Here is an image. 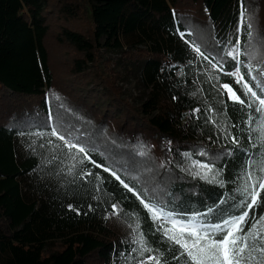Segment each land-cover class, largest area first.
<instances>
[{"label": "trees", "instance_id": "trees-1", "mask_svg": "<svg viewBox=\"0 0 264 264\" xmlns=\"http://www.w3.org/2000/svg\"><path fill=\"white\" fill-rule=\"evenodd\" d=\"M238 28L239 67L260 95L247 65L264 86V0H0V264H137L161 253L162 264H181L141 199L185 222L239 214L236 189L249 155L260 159L252 144L264 117L220 88L246 100L224 74L237 64L225 47ZM132 74L148 91L140 104L125 93ZM53 127L134 191L87 162L70 174ZM184 154L223 185L184 172ZM112 205L152 253L139 257L111 232Z\"/></svg>", "mask_w": 264, "mask_h": 264}, {"label": "snow or ice", "instance_id": "snow-or-ice-1", "mask_svg": "<svg viewBox=\"0 0 264 264\" xmlns=\"http://www.w3.org/2000/svg\"><path fill=\"white\" fill-rule=\"evenodd\" d=\"M244 22L245 15L242 13L241 23ZM251 28L252 25L249 23L248 29L250 30ZM180 35L183 38L184 33H180ZM249 37H251L250 31ZM192 47L200 57L205 60L208 59L199 46L193 44ZM227 55L231 56L237 64L234 71L225 72L224 74L233 78L235 84L239 85L241 93L246 100L242 99L241 95H238L237 91L227 83L220 85L222 93L233 103L248 108L255 106L254 111L264 117V98H262L264 86L261 85L256 75H252L253 68L251 65H247V75L252 81L256 82L255 89L259 90L260 95H258L257 90H254L253 85L245 79V74L241 72L239 67L241 63L239 61V43L234 49L228 51ZM212 67L218 68L221 72L224 71L223 64L220 62L213 64ZM216 78L218 79V77ZM195 111H199V109ZM252 122L250 118L248 123L252 124ZM259 132L258 143H253L252 147L260 148V159L259 161L253 160L249 155L242 175L243 184L236 189L242 197L236 205L239 214L224 219L222 223L217 224L201 223L198 217H192L191 220L185 222L175 218L170 213H166L164 208L141 199V204L151 214L153 221L158 222L157 231L162 232L163 237L170 245L178 246L179 255L175 256L174 259L180 261L181 264H264V207H262L264 202L261 201V193H264V119L261 120ZM37 135L42 136L44 133H37ZM48 135L57 137L59 141L63 142L62 148L67 149L66 155L73 162L68 169L70 174L77 164L84 165L87 162L95 168H103L104 172H109L129 192L134 191L127 183H124L121 176L115 170H112L111 167L97 164L90 155V152L94 151V149L85 146L79 138H66L55 127L52 128ZM249 139L251 140L252 137L249 136ZM232 142L238 144V140L235 137L232 138ZM55 147H61V145H56ZM197 167L200 168V171L196 173L197 176H201V178L208 180L210 183L223 185V181L216 180V176L220 175L218 170L209 179V174L213 172V168L208 164L199 163H197ZM91 175L92 172L90 170L82 172L84 177ZM96 178L98 180L101 179L99 174H97ZM136 195L140 199L139 194L137 193ZM220 203H224V201ZM69 207L71 208L72 206L70 205ZM112 208V214L118 215L117 206L112 205ZM257 209H260L259 215L256 214ZM211 211L212 209H209V212ZM138 228L139 225H137V230ZM134 242L138 247L132 249V251L137 252L139 257H145L146 253L153 252V249L147 245L143 233H139ZM162 255V253L149 255L145 259H139L137 264H162Z\"/></svg>", "mask_w": 264, "mask_h": 264}, {"label": "rangeland", "instance_id": "rangeland-1", "mask_svg": "<svg viewBox=\"0 0 264 264\" xmlns=\"http://www.w3.org/2000/svg\"><path fill=\"white\" fill-rule=\"evenodd\" d=\"M239 32H240V29L238 28L237 30L233 31V33L230 35V38L228 39L229 42L225 47L226 53L234 49L237 46V43H239V40H238ZM137 79H138L137 74L136 76L133 74L128 76L125 81L124 89H125L126 96L128 98L133 96L134 98H137V103L140 104L142 100L145 99L148 91L141 87ZM197 163L204 164V163H201L195 160L191 156L184 154L183 157L181 158V161H179V166L187 174L193 177L201 178V176L196 175V173L200 171V168L197 167ZM215 173H216V170L213 168V172L209 174V179H211V177ZM118 212H119L118 215H112L109 218L108 226L111 232L117 236H120L121 238L127 241L129 240L135 241L137 235L140 233V231L137 230L138 224H135V223L133 224L130 221L129 217L122 214L121 211H118Z\"/></svg>", "mask_w": 264, "mask_h": 264}]
</instances>
